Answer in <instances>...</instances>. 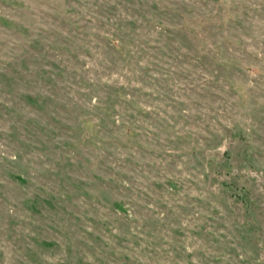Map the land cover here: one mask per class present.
<instances>
[{"label":"rangeland","instance_id":"374dc122","mask_svg":"<svg viewBox=\"0 0 264 264\" xmlns=\"http://www.w3.org/2000/svg\"><path fill=\"white\" fill-rule=\"evenodd\" d=\"M215 261L264 264V0H0V264Z\"/></svg>","mask_w":264,"mask_h":264},{"label":"trees","instance_id":"16d2710c","mask_svg":"<svg viewBox=\"0 0 264 264\" xmlns=\"http://www.w3.org/2000/svg\"><path fill=\"white\" fill-rule=\"evenodd\" d=\"M228 187V186H227ZM213 216H214V218L216 219V216L213 214ZM198 229H200V228H198ZM211 229H213V231H211V232H213V233H220L219 232V230L218 229H221L222 231H226L222 226H220L219 224H217V223H215V227L214 226H211ZM196 233V232H195ZM216 235V234H215ZM227 236V237H226ZM202 237V236H201ZM216 239H217V241L215 242L218 246H219V248L221 249V248H223V249H225V250H227V251H229V252H232L235 248H234V246L235 245H237L238 247H240V243H234V242H228L227 240H229V234L228 235H223V236H217L216 235ZM231 241V240H230ZM219 248H217V249H219ZM213 248H211V250H212ZM227 255V254H226ZM206 256H211V255H209V254H207ZM213 263H217V264H219V262L218 261H215V262H213Z\"/></svg>","mask_w":264,"mask_h":264}]
</instances>
